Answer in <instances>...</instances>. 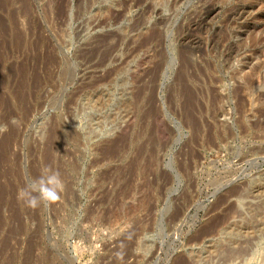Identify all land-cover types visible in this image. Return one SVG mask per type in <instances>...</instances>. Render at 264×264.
Instances as JSON below:
<instances>
[{"label":"rangeland","instance_id":"1","mask_svg":"<svg viewBox=\"0 0 264 264\" xmlns=\"http://www.w3.org/2000/svg\"><path fill=\"white\" fill-rule=\"evenodd\" d=\"M152 29L167 63L137 105ZM181 50L192 121L168 101ZM3 124L0 264H264V0H0ZM52 172L60 199L27 207Z\"/></svg>","mask_w":264,"mask_h":264},{"label":"bare ground","instance_id":"2","mask_svg":"<svg viewBox=\"0 0 264 264\" xmlns=\"http://www.w3.org/2000/svg\"><path fill=\"white\" fill-rule=\"evenodd\" d=\"M129 5H130V3H129ZM133 5L135 6V4H133ZM159 31L160 30H158V29H152L149 32L148 36L146 38H144L145 40L142 38L144 41H141L140 40L141 38L139 39L141 42L136 46L137 48H135V51H141V53L144 50H149L152 53L151 57H150L151 59H149V65L151 66V68H150V70L146 71V73H145L146 77H148L147 75H149V76L151 75L152 78L150 77L151 80L149 81V83L147 82L145 84L144 83L139 84V95L135 101L137 105H140L142 103V100H143L142 94L144 91H149L151 93L149 95V97L147 98V101L145 103H147L149 105L153 104V102H154L153 98L155 97V95H153V94H155V91L158 89L157 79H158V77H160V75H161L160 73L162 72V70L164 71L163 68H164L165 64L167 63V59H166L167 56L163 53L162 50L158 49V47L161 43L160 40L162 38V37L160 38L161 33ZM117 42H118V40H117ZM117 42H114L115 44L113 43L112 45L108 44L109 46L106 45L107 47H105V49H103L105 46V43H106V38H104V36L103 37L100 36V38H98V40L94 44V46L91 49L87 50L88 51L87 53L86 52H84L85 54L83 53L84 59L86 60L87 63H91V64H92V62L96 61L93 64L92 69L98 70V71H99V69L104 68L108 63L117 62L119 59L116 57L113 58V54H112V52L117 47ZM192 56H193L192 52H190L188 50L187 51L181 50V52L179 54V61L177 62L178 66H177V69L175 70V74L173 77L174 81L171 84L170 88H168V89H170L169 90L170 96L168 98V101L170 103L171 102L173 103V101L175 100L174 102L176 104L177 103L176 97L179 98V99H177V101L179 103L180 109H182V108L185 109V111H183V112L185 113V116H187V119L190 121H192V119H193L192 111H193V108L196 104V94H195L196 92H194V89L191 87V83L197 78L196 70H195L196 68L194 67V63L192 61ZM96 57H99V58H97L98 60H95ZM140 57L141 58L143 57L145 59L144 54H142ZM167 68H168V66H167ZM116 71H117V69L115 70V72ZM197 71H198V69H197ZM113 72H114V70L106 71L104 76L97 77L95 80H92L90 83H88L85 87H92L93 89H94V87L95 88H99L100 86L103 87L105 80L107 81V79H109L112 76ZM198 73H200V71H198ZM201 76L202 75L198 76V78H200ZM141 82H143V81H140V83ZM196 82H200V81H195V83ZM153 113H154V109L151 107L144 114H145L146 118H150L153 115Z\"/></svg>","mask_w":264,"mask_h":264},{"label":"clouds","instance_id":"3","mask_svg":"<svg viewBox=\"0 0 264 264\" xmlns=\"http://www.w3.org/2000/svg\"><path fill=\"white\" fill-rule=\"evenodd\" d=\"M12 123H15L13 120ZM8 130L7 124L0 125V133ZM62 187L59 174L52 172L44 176L41 175L28 182L24 188L19 190L18 197L24 200L29 208H36L41 203L48 205L60 199L58 189Z\"/></svg>","mask_w":264,"mask_h":264}]
</instances>
